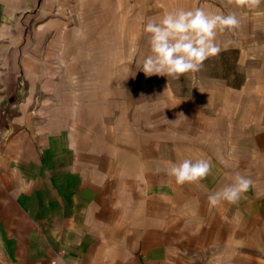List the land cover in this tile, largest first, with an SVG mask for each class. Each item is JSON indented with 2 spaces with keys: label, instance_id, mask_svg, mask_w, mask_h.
I'll return each mask as SVG.
<instances>
[{
  "label": "rangeland",
  "instance_id": "1",
  "mask_svg": "<svg viewBox=\"0 0 264 264\" xmlns=\"http://www.w3.org/2000/svg\"><path fill=\"white\" fill-rule=\"evenodd\" d=\"M19 1L10 33L0 32V95L15 89L1 116L18 114L20 102L22 114L70 131L90 172L113 183L120 176L124 209H147L165 194L184 198L175 201L176 212L188 216L187 234L173 241L172 264H264V0L254 10L234 0H50L39 13L40 0ZM201 6L236 12L239 28L217 33L221 50L198 72L146 76L151 48L143 26L166 11ZM118 117L123 126L115 129ZM121 127L133 144L142 136L147 144L139 142L141 153L128 160L115 155L127 174L111 175L109 151H119L114 133ZM127 140H119L124 150ZM184 158L209 160L212 176L176 184L165 162ZM135 171L140 179L129 175ZM237 172L253 186L237 204L216 208L213 217L226 218L211 226V215H202L207 196Z\"/></svg>",
  "mask_w": 264,
  "mask_h": 264
},
{
  "label": "crops",
  "instance_id": "2",
  "mask_svg": "<svg viewBox=\"0 0 264 264\" xmlns=\"http://www.w3.org/2000/svg\"><path fill=\"white\" fill-rule=\"evenodd\" d=\"M48 1L40 0L37 13ZM0 5V32L7 35L22 4L0 0ZM4 15L11 19L6 21ZM14 90L0 95L1 108L10 103ZM17 107L18 114L9 118L0 113V264H49L52 259L55 264H172L173 241L181 243L187 234L188 216L176 212L175 199L181 197L165 194L161 202L152 197L146 209L138 204L131 208L132 196H128L130 206L124 209L120 176L115 175L113 183L90 172V164L81 157L85 151H76L70 131L55 121L47 126L42 117L22 114L20 102ZM117 119L115 129L123 126ZM74 122L71 119L70 124ZM9 128L14 130L12 135L3 139ZM118 131L114 147L119 151H109L106 169L111 175L122 171L123 163L115 162V155L120 152L128 160L141 153L136 149L139 142L147 144L144 136L133 144L126 128ZM122 137L130 143L125 150L119 143ZM135 172L128 174L137 179L140 173ZM142 197L146 199L145 194ZM216 213L209 206L202 215L205 219L211 215L212 226L226 218L217 220Z\"/></svg>",
  "mask_w": 264,
  "mask_h": 264
},
{
  "label": "clouds",
  "instance_id": "3",
  "mask_svg": "<svg viewBox=\"0 0 264 264\" xmlns=\"http://www.w3.org/2000/svg\"><path fill=\"white\" fill-rule=\"evenodd\" d=\"M233 2V0H230ZM237 7L254 10L262 0H234ZM240 26L236 12H208L203 6L192 9L178 8L166 11L159 20H149L143 32L149 35L151 55L142 64L146 76L159 75L179 79L184 74L196 73L210 57L220 52L217 33L235 30ZM9 128L3 139L13 133ZM211 163L205 158H184L177 162L166 161L167 176L175 183H199L211 173ZM253 186V181L237 172L228 183L208 194L210 208H220L225 203L237 204Z\"/></svg>",
  "mask_w": 264,
  "mask_h": 264
},
{
  "label": "built area",
  "instance_id": "4",
  "mask_svg": "<svg viewBox=\"0 0 264 264\" xmlns=\"http://www.w3.org/2000/svg\"><path fill=\"white\" fill-rule=\"evenodd\" d=\"M49 264H55V260H53V259L50 260V261H49Z\"/></svg>",
  "mask_w": 264,
  "mask_h": 264
},
{
  "label": "bare ground",
  "instance_id": "5",
  "mask_svg": "<svg viewBox=\"0 0 264 264\" xmlns=\"http://www.w3.org/2000/svg\"><path fill=\"white\" fill-rule=\"evenodd\" d=\"M9 18H10V16H9ZM10 19H11V18H10ZM139 173H142V172L139 171ZM140 175H141V174H140Z\"/></svg>",
  "mask_w": 264,
  "mask_h": 264
}]
</instances>
